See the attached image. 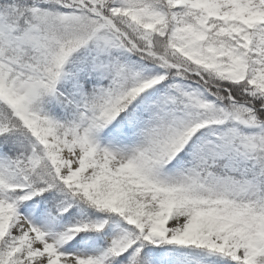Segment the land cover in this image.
<instances>
[{"label":"snow or ice","instance_id":"1","mask_svg":"<svg viewBox=\"0 0 264 264\" xmlns=\"http://www.w3.org/2000/svg\"><path fill=\"white\" fill-rule=\"evenodd\" d=\"M0 264H264V0H0Z\"/></svg>","mask_w":264,"mask_h":264}]
</instances>
